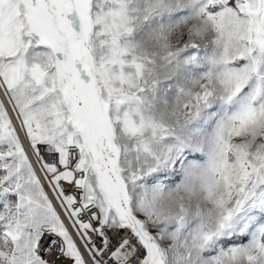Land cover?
I'll return each instance as SVG.
<instances>
[{
    "label": "snow or ice",
    "instance_id": "6c2138e0",
    "mask_svg": "<svg viewBox=\"0 0 264 264\" xmlns=\"http://www.w3.org/2000/svg\"><path fill=\"white\" fill-rule=\"evenodd\" d=\"M0 264H264V0H0Z\"/></svg>",
    "mask_w": 264,
    "mask_h": 264
}]
</instances>
